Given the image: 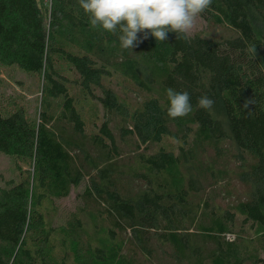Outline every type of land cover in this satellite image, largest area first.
Instances as JSON below:
<instances>
[{
  "label": "trees",
  "instance_id": "trees-1",
  "mask_svg": "<svg viewBox=\"0 0 264 264\" xmlns=\"http://www.w3.org/2000/svg\"><path fill=\"white\" fill-rule=\"evenodd\" d=\"M201 17L234 35L125 50L78 0H0V74L39 92L32 115L0 92V153L17 171L0 185V264H136L128 242L144 264H264V0H212ZM169 87L189 93V115L168 116ZM235 180L245 199L204 197Z\"/></svg>",
  "mask_w": 264,
  "mask_h": 264
},
{
  "label": "clouds",
  "instance_id": "clouds-1",
  "mask_svg": "<svg viewBox=\"0 0 264 264\" xmlns=\"http://www.w3.org/2000/svg\"><path fill=\"white\" fill-rule=\"evenodd\" d=\"M78 3L88 15L91 28L118 33L120 47L133 50L149 36L159 42L167 41L169 33H175L177 39L186 37L211 7L212 0H78ZM247 51L256 55V46L249 45ZM166 94L170 118L184 117L192 112L187 91L169 87ZM214 103L204 95L198 98L197 107L211 110ZM251 103L252 100L247 99L243 106L247 108Z\"/></svg>",
  "mask_w": 264,
  "mask_h": 264
},
{
  "label": "rangeland",
  "instance_id": "rangeland-1",
  "mask_svg": "<svg viewBox=\"0 0 264 264\" xmlns=\"http://www.w3.org/2000/svg\"><path fill=\"white\" fill-rule=\"evenodd\" d=\"M189 34H199L200 36L210 39H219L221 37L234 35V32L227 27L213 25L208 19L201 17L198 20L196 27ZM10 73H12L13 79L22 81V85L18 86L11 80L7 79L5 74L1 73L0 76L5 80V87H2L0 92L2 91L3 95L11 94L13 92L15 98L19 99V102L24 104L30 115L34 114L35 108L38 105L37 98L39 97V92L34 78L16 68L10 70ZM135 90L136 88L134 86L131 87L129 91L123 88V91L129 92L131 96L137 95ZM16 174L17 171L14 167V160L9 156L0 153V185H4L5 181L10 178L16 179ZM229 183V186L226 188L229 189L228 192H226V189L219 190V188H217L215 192H213V190H209L204 194V197L208 199V201L219 200L222 206L225 205V201L232 203L235 199H245L247 196L246 187L236 182V180ZM81 187L71 189L69 196L54 202V205L52 206L53 211H55L54 213H56L54 225L63 223V219L66 214L76 209L79 204V198L77 195L80 192ZM82 220L85 222L86 230L93 235L95 233L93 225L85 217H83ZM225 238L228 241H233L235 239V235L226 234ZM130 247L131 245L128 242L122 246L121 252L127 255L132 254V257H135L136 264H144L142 260L144 258L146 259L145 254L134 248L133 245L131 249ZM153 248L155 249L154 246ZM155 253V259L158 261V259H161L162 248L156 249ZM167 263L170 264L169 261H167L166 264Z\"/></svg>",
  "mask_w": 264,
  "mask_h": 264
}]
</instances>
